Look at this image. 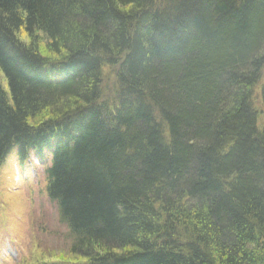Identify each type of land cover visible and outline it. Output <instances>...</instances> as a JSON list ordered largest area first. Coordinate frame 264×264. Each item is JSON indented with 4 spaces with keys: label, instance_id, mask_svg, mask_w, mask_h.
<instances>
[{
    "label": "trees",
    "instance_id": "16d2710c",
    "mask_svg": "<svg viewBox=\"0 0 264 264\" xmlns=\"http://www.w3.org/2000/svg\"><path fill=\"white\" fill-rule=\"evenodd\" d=\"M256 96L264 0H0V165L50 156L62 264H264Z\"/></svg>",
    "mask_w": 264,
    "mask_h": 264
},
{
    "label": "rangeland",
    "instance_id": "374dc122",
    "mask_svg": "<svg viewBox=\"0 0 264 264\" xmlns=\"http://www.w3.org/2000/svg\"><path fill=\"white\" fill-rule=\"evenodd\" d=\"M104 70V87L111 89L115 76ZM258 98L255 106L262 123L264 108ZM17 151L0 168V264L76 263L78 257L70 255V237L61 227L56 205L46 197L41 162L29 159L39 170L21 165ZM22 170L30 171L31 177Z\"/></svg>",
    "mask_w": 264,
    "mask_h": 264
},
{
    "label": "bare ground",
    "instance_id": "6f19581e",
    "mask_svg": "<svg viewBox=\"0 0 264 264\" xmlns=\"http://www.w3.org/2000/svg\"><path fill=\"white\" fill-rule=\"evenodd\" d=\"M106 68H107V69L109 70V72H110L111 67H110V66H107ZM104 83H105V75H104ZM11 154H12V152L6 156V158L4 159L3 163L0 165V168L3 166V164L5 163V161L7 160V158H8ZM32 157H33V158H36V160H38V161L41 162V168H42L43 173H44V175H43V184H44V191H45L46 197H47V198H48L53 204L56 205L57 212H58V218H59V221H60V223H61V227L65 228V229L67 230V233L69 234V237H70V233H71V232H70L68 226L62 221V219H61V215H60V211H59V208H58L57 204H56L55 202H53V201L50 199L49 194H48V174H47V172H48L49 167H50V165H51V164H49V162H51V160H50V156H49L48 154H45L44 157H43V159L40 160L38 156H36V155H34L33 153H31L30 155L27 156V158H25V159H23V160H20V161H21L20 163H23V164H21V165H24V164L28 163V164L31 166L32 169L35 168L36 170H39V167H38V166L33 165L32 163L30 164L29 159L32 158ZM19 159H20V158H19ZM20 163H19V164H20ZM23 172L27 173V176H30V177H31V173H29L30 171H29V172H26V171H23V170H22V173H23ZM19 173H20V172H18V174H19ZM19 176H20V174H19ZM28 179H29V177L27 178V180H28ZM69 250H70V248H69ZM62 262H63V263H66V261H61L60 263H62Z\"/></svg>",
    "mask_w": 264,
    "mask_h": 264
}]
</instances>
